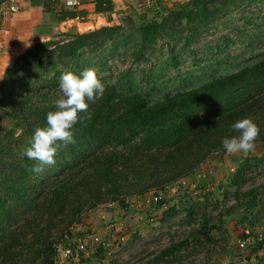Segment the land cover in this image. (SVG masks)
<instances>
[{
    "label": "trees",
    "instance_id": "16d2710c",
    "mask_svg": "<svg viewBox=\"0 0 264 264\" xmlns=\"http://www.w3.org/2000/svg\"><path fill=\"white\" fill-rule=\"evenodd\" d=\"M44 1L58 22L79 15L60 0ZM260 1L187 0L165 6L155 0L147 7L159 13L154 19L137 23L126 14L120 24L70 30L11 58L0 76V264H58L57 245L70 242L66 238L83 214L109 203L127 208L130 198L189 178L208 158L226 153L222 140L238 135L232 124L239 119L251 118L259 128L254 144L264 143V50L232 73L171 91L160 92L162 70L150 69L141 82L131 67L113 71L115 60L124 56L132 64L147 61L165 35L190 43L234 10ZM7 2L0 0V8ZM113 10L112 0H95L96 13ZM3 21L0 11V29ZM86 68L95 69L104 83L103 95L78 113L74 142L58 143L55 163L32 171L38 162L23 153L34 130L45 127L46 114L55 110L61 73ZM258 159L244 160L233 178L236 185ZM256 194L250 190L242 198L255 200ZM164 212V219L178 213L169 207ZM208 228L204 221L195 233ZM181 244L165 248L156 260L176 253ZM260 244L257 249L264 241Z\"/></svg>",
    "mask_w": 264,
    "mask_h": 264
},
{
    "label": "rangeland",
    "instance_id": "374dc122",
    "mask_svg": "<svg viewBox=\"0 0 264 264\" xmlns=\"http://www.w3.org/2000/svg\"><path fill=\"white\" fill-rule=\"evenodd\" d=\"M156 12L134 7L119 16L117 24L126 14H133L137 23H144L154 19L159 14ZM248 20L249 25L245 23ZM218 22L190 43L179 35L173 38L165 35L147 53V61L132 64L131 58L124 56L115 60L113 71L131 67L134 78L141 82L150 69L156 68V74L162 70L158 83L160 92L171 91L199 86L232 73L264 50V0L234 10ZM87 28L82 25L81 31L76 27L71 30L81 33L93 30ZM66 32L69 31L58 32L50 39L60 40ZM173 55L177 59H173ZM4 71L0 69V76ZM263 149V143H259L247 153L211 156L189 178L163 191L130 198L127 208L114 203L113 207L100 206L86 212L85 215L91 213L87 218L94 226L92 230L99 227L103 214L109 226L106 224L108 229L100 231L97 258L91 256L84 261L83 255L82 261L84 264H264V247L257 249L261 244L241 249L238 243L246 230L252 237L264 232ZM246 158L261 160H256L257 165L248 168L240 185H236L233 178ZM250 190H257V199L242 198L243 193ZM145 199L147 201H143ZM164 204L178 213L164 219ZM204 221L209 222L208 232L195 233L201 230ZM92 230L88 231L92 233ZM90 233L86 239L91 237ZM121 238H125L124 241ZM66 240L74 242L72 238ZM176 243H182L176 253L156 260L159 252Z\"/></svg>",
    "mask_w": 264,
    "mask_h": 264
},
{
    "label": "crops",
    "instance_id": "0c3cea01",
    "mask_svg": "<svg viewBox=\"0 0 264 264\" xmlns=\"http://www.w3.org/2000/svg\"><path fill=\"white\" fill-rule=\"evenodd\" d=\"M112 1L114 10L111 14H109L111 18L110 21L108 20L109 15L95 12V0H83L81 5L77 8H66L63 3L64 0H60L64 8L74 10L79 14L76 18L68 19L62 22H58L53 17L52 13L45 10L44 0H15V4L17 5L18 10L17 12L12 14L9 12L7 3L5 5H2L0 11L4 15V21L3 26L0 29V69H2V71L6 69L5 67L8 66V63L10 62L12 56H16L25 52L36 41H46L45 38H48L47 40H50V38L55 37L58 32L61 33L63 31H70L74 27L81 31L82 25H86V27H88L87 29L91 28L94 30V28H100L101 26L110 24L112 25L115 23L117 24L119 22V16L127 13V10L134 7L138 8L139 6L147 8V3L149 1L155 0ZM185 1L187 0H166V2L162 3L169 4ZM31 37L34 38L33 41V38ZM149 194H147L146 196H148ZM143 201L147 200L145 199ZM90 215L91 213L87 215L84 214L73 227L71 231V238L74 242H64L63 244V246H68L69 243L75 245L84 243L87 246V249L84 252V261L87 258L90 259L91 256L97 258L96 256H98L100 253V246L94 241V238L97 235L101 239L100 231H106L109 226L106 220V216L103 214L99 218V227H96V229L92 230L94 226L89 222L90 219L87 218ZM104 219L106 221H104ZM106 224H108L107 227ZM88 230H92V233H90ZM89 233L92 235L91 237L86 239V236H88ZM102 246L103 245L101 244V247ZM105 249L106 248H103V250ZM59 258L60 259L58 260V264H69L68 260L63 254H61Z\"/></svg>",
    "mask_w": 264,
    "mask_h": 264
},
{
    "label": "clouds",
    "instance_id": "9594fccd",
    "mask_svg": "<svg viewBox=\"0 0 264 264\" xmlns=\"http://www.w3.org/2000/svg\"><path fill=\"white\" fill-rule=\"evenodd\" d=\"M58 87L60 95L53 101L55 110L46 114L45 127L34 130L31 144L23 153L29 160L38 162L32 169L34 172H41L44 166L55 163L58 143L67 145L74 142L72 129L77 123L78 113L87 112L89 102L100 99L105 91L104 83L97 78L93 68L78 73L70 70L61 73ZM232 128L238 135L225 137L223 149L228 153L252 150L259 133L257 124L245 117L235 121Z\"/></svg>",
    "mask_w": 264,
    "mask_h": 264
},
{
    "label": "built area",
    "instance_id": "2783aa9c",
    "mask_svg": "<svg viewBox=\"0 0 264 264\" xmlns=\"http://www.w3.org/2000/svg\"><path fill=\"white\" fill-rule=\"evenodd\" d=\"M83 0H64V5L67 8H77L78 6L81 5ZM162 1V0H160ZM151 3V1H149L147 4L149 5ZM8 5V9L9 12L15 13L17 12L18 8L17 5L15 4V0H8L7 2ZM264 145V143H263ZM107 207H112L113 204L109 203L107 205H105ZM168 206L166 204L163 205V209H166ZM246 235L243 236L242 238H240V240L238 241L239 243V247L241 249H245L247 248L249 245H255L257 243H261L264 241V232L258 233L256 235V237H252L250 235V232L248 230H246ZM125 238H121V241H124ZM94 241L96 243L101 242V239L99 238V236H96L94 238ZM105 245V244H104ZM109 246V244H108ZM87 246L84 243H80V244H76L75 246H73L71 243H69L68 246H63V243L60 242L57 245V252H58V260L60 259L59 257L61 256V254H63L66 259L68 260L69 264H84V262L82 261L84 252L86 251Z\"/></svg>",
    "mask_w": 264,
    "mask_h": 264
}]
</instances>
